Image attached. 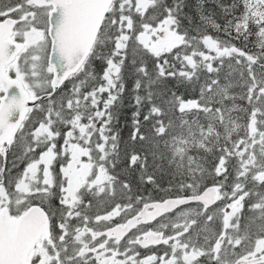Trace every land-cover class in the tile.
Instances as JSON below:
<instances>
[{"label": "trees", "instance_id": "16d2710c", "mask_svg": "<svg viewBox=\"0 0 264 264\" xmlns=\"http://www.w3.org/2000/svg\"><path fill=\"white\" fill-rule=\"evenodd\" d=\"M149 1L152 5L144 13L135 11L133 0L113 1L83 67L31 111L8 155L7 169L12 160H20L21 169L35 160L32 148L37 145L31 135L47 119L59 134L54 161L59 164L60 147L74 119L88 126L92 136L85 146L103 173L102 190L84 186L75 208L69 211L64 204L58 219L52 215L62 203L60 184L50 185L47 195L33 202L48 213L53 226H62L55 229L52 242L63 235L65 250L72 253L82 249L70 242L83 223L97 228L96 220L115 209L125 210L126 217L133 205L193 196L237 179L236 144L226 136L231 121L225 113L230 104L238 110L256 105L245 91L253 77H264V4ZM160 23L169 25V43L165 52L155 54L140 39ZM123 35L126 39L117 50ZM211 44L220 50L217 57L207 48ZM109 63L117 71L108 88H101ZM227 93L235 97L229 100ZM238 110L232 121H241Z\"/></svg>", "mask_w": 264, "mask_h": 264}, {"label": "rangeland", "instance_id": "374dc122", "mask_svg": "<svg viewBox=\"0 0 264 264\" xmlns=\"http://www.w3.org/2000/svg\"><path fill=\"white\" fill-rule=\"evenodd\" d=\"M257 1L264 4V0ZM133 5L135 11L144 13L152 5V2L149 0H133ZM0 14L8 15L19 21L16 29L17 36L19 41L22 42L21 44H26L24 53L17 60L14 69L17 70L18 76L24 80H37L41 77L43 81L37 85L33 83L32 85L35 84L36 88L32 86L31 91L32 94H35L36 91L38 94L45 93L51 79V69L47 65L50 48V42H47L46 37L47 10L36 9L33 7L31 0H0ZM129 24L128 22L127 25ZM168 29V24L160 23L155 30L146 32L147 34L145 33L141 37V43L152 53L165 52L169 43ZM125 39L126 37L123 35L117 40V50L120 49ZM207 48L213 52V57L220 54V50L215 44H211ZM116 71L115 64L109 63L103 75L105 87L102 86L101 88H108V84L111 83L112 76ZM245 93L249 99L253 97L257 100L256 105L252 106L251 109L243 106L238 110L234 104H230L225 113L231 121L226 136L231 143L236 144L234 158H236L235 166L239 172L235 170L234 172L237 179L230 180L226 186L222 185L224 195L221 196L220 205L214 211L202 213L200 209H196V206H189L183 208L178 214L176 213L174 217L161 220L154 226L155 230L173 227V231L177 234V237L169 244L170 255H163L155 261V264H230L240 257L241 250L245 254L251 248L250 253H253L254 248L253 245H250L251 241L249 239L257 236V231L253 232L252 230L255 226L247 224L246 230L240 232L241 216L246 213L243 202L246 195L242 193L241 177L246 176L244 178L246 181L250 178L259 181V171L255 170L250 173L248 167L246 168L244 165V160L247 154L254 153L249 158L251 164V160L256 159L255 151L259 149L256 144L260 137L256 135L258 128L254 127V122L256 116L264 112V106L261 104V100L264 99V77L260 75L253 77L252 85L247 88ZM226 96L229 100L235 97L229 95V93ZM186 108L191 107H183V109ZM237 110L242 115L240 122L238 117L232 121ZM244 119L246 121H243ZM74 122L62 141L59 164L54 162L57 158L55 149L59 134L54 132L53 122L46 119V121L43 120L37 124L31 135L33 142L37 145L32 148L37 154V158L27 162L23 169L20 168V160L11 161L7 169L8 182L4 184V190L7 192L4 199L6 203L13 204L15 207L26 208L25 206L42 200V197L48 193L47 187L60 184L59 196L62 203L58 204V208H55L56 214L52 215L53 218L58 219V209L63 208L64 204L69 211L75 208L77 194L84 186H86V189L102 190L105 180H103V173L95 167L90 151L85 146L89 143L92 135L88 133V126L83 124L80 119L75 118ZM247 132H250L248 136ZM97 150L101 153V144L97 145ZM102 155H99V157L101 158ZM241 166H243V173L240 171ZM13 170H16V172L13 173ZM9 177L11 178L10 181ZM252 186L254 187V184ZM124 211L117 209L110 215L98 218L96 220L97 228H89L86 223L76 227V233H74L70 244L83 246L82 249L73 253L65 250L63 235L61 234L56 244L53 242L40 244L39 250L36 251L38 260L43 259L49 263L54 262L53 264H56V262L74 264L75 260H79L87 264L89 262L88 254L83 249H85L86 244H90L89 237L98 228L114 219H120L125 215ZM54 229H62V226L54 225ZM188 230L189 234H187ZM223 236L226 238L225 240L220 239ZM166 238L168 240L170 236L167 234ZM241 239L243 240L241 241ZM131 241L132 239H128L127 243L129 244ZM241 242H246V244ZM228 245L229 247H227ZM91 249L93 250H91L92 254H89V257L95 261V264H144L143 260H139L132 254L129 256L125 250L114 253L110 250H98L95 246ZM58 250H65V252L62 253ZM146 264L151 263L147 262Z\"/></svg>", "mask_w": 264, "mask_h": 264}, {"label": "water", "instance_id": "95a60500", "mask_svg": "<svg viewBox=\"0 0 264 264\" xmlns=\"http://www.w3.org/2000/svg\"><path fill=\"white\" fill-rule=\"evenodd\" d=\"M32 3L38 8L50 7L47 15V37L50 41L47 63L52 71L50 93L30 98L19 81L3 76L4 66L10 64L23 49V44L11 39L16 21L4 20L0 23V80L4 92L0 100V146L5 144L3 166L29 110L56 94L83 66L113 0H32ZM218 197L219 188L210 186L195 196L146 204L135 217L104 234L119 241L136 225L151 223L190 204L211 207ZM49 236V217L40 206H30L14 218L9 217L8 209L0 210V264H45L43 259L30 263L28 257L39 239H49ZM162 237L161 233L147 234L141 245L159 244ZM234 264H264V254L257 258L239 259Z\"/></svg>", "mask_w": 264, "mask_h": 264}, {"label": "flooded vegetation", "instance_id": "af4514ba", "mask_svg": "<svg viewBox=\"0 0 264 264\" xmlns=\"http://www.w3.org/2000/svg\"><path fill=\"white\" fill-rule=\"evenodd\" d=\"M42 9L48 11V8H42ZM38 10H40V9H38ZM8 17H10V16L0 14V23L3 22L4 20H6ZM13 20H15V19H13ZM15 21H16V23H15V26L13 27L11 38L14 42L22 43L19 41L18 36H17V32H16L19 21H17V20H15ZM46 22H47V17H46ZM46 37H47V35H46ZM47 42H49L48 39H47ZM25 47H26V44L24 45V49H25ZM20 56H21V54H19L13 60V62L4 66L3 76L8 80L19 81L22 84V86L25 88L27 93L29 94V97L34 98L38 95V93L36 91L35 94H32L31 88H32V86H33V88H36V85L39 82H42L43 80L41 79V77L37 80H24L23 78H20L18 76L17 70L14 69V66H15V64H17V60L20 58ZM47 65H48V63H47ZM50 78H51V72H50ZM51 79L49 82V86L46 87V88H48V90H46L45 93H48V91H49ZM1 80H0V100L4 95V92H3V89L1 86ZM33 83H35L36 85L35 84L32 85ZM31 111L32 110H30L27 113V116H26L25 120L23 121V123L21 124L19 130L24 125V123L27 120L28 116L30 115ZM256 121H257V123H256ZM254 127L258 128L257 129L258 132L256 133V135L260 138H259V141L256 145L259 146V149H258V151H255L256 159L251 160V164H250L249 158L252 157V155L254 153L246 155L245 160H244V165L246 168L248 167V170L250 173L252 171H255V170L259 171V176H258L259 181L256 180L255 178L254 179L250 178V179H248V181H246L244 179V178H246V176L241 177V186H242V190H243L242 193H243V195H246V197L243 200L244 210L246 213L241 216L242 225L240 226V232H243L244 230H246L247 224H251V225L255 226V227H253L252 230H253V232L257 231V236L254 237L253 239H249L251 241L250 245L251 246L253 245V248H254L253 253L252 254L250 253V250H252L251 248H249L248 249L249 252H247V253L245 252V254L241 250L240 257L235 259L230 264H234L239 259L257 258V257H260L264 254V112H261V114L259 116H256L255 122H254ZM19 130H18V132H19ZM18 132L15 135L14 141L16 140ZM249 133L250 132H247V136ZM12 145H11V147H12ZM4 149H5V144L0 146V210H2L4 208L8 209L9 217L14 218V217H18L19 215H21L27 208L15 207L13 204H8L4 200L7 196V192L4 190V184L6 182H8L7 166H6V163H5V166H3V159H2V156H3L2 154H3ZM10 150H11V148H10ZM235 161H236V158H234V165H233L234 170L239 172L235 166ZM240 171L243 173V166H241ZM10 180H11V178L9 177V181ZM253 184H254V187L252 186ZM213 186H217L219 188L218 201L213 206L205 207L201 204L195 203L193 205H188L185 207L196 206V209H200L202 211V213H206L205 211H211V210L214 211V209L217 208L218 205H220L219 200H220L221 196L224 195V193L222 190V186H219V185H213ZM7 189L8 188L6 187V190ZM252 192H254L255 196L253 194H249ZM196 195H198V194H196ZM152 202H158V201H146L140 207H138V206L135 207L133 205V206H131V211H129V213L126 217L123 216L120 219H114V222L112 220L111 222L105 224L101 228H98V230L92 234L93 239H91L90 244H86L85 249H83V250L87 251L88 259L90 260L89 256L92 254L91 250H93V249H91V248L93 246H95L98 250H110L111 252H114V253H116L118 251L125 250L129 256H131V254H132V255H135L139 260H143L144 264H146L147 262H150L151 264H155L156 263L155 261L158 260L159 258H161L163 255H168V254L170 255V250H168L170 247L169 244L172 242L173 239H175L177 237V234L173 231V227H171V228L166 227L165 229H159V230H162V231H159L157 229L155 230L154 226L156 224H158L161 220H165L167 218L174 217V215H176V213L178 214V212L181 211L185 207L176 209L171 213L160 216L151 223L139 224V225L134 226L129 231V233H127L119 241L104 234L105 231H107L113 227H116L118 225L124 224L128 219L135 217L139 213V211L143 208L144 205H146L147 203H152ZM25 207H28V206H25ZM116 210L117 209H115L114 212ZM54 231H55L54 226L50 225V236L52 233H54ZM235 231H236V233H238L237 230H235ZM150 233H155V234L161 233L163 235L161 242L159 244H154V245H145V246L141 245V242H145L143 239L144 236L147 234H150ZM167 234L170 236V238H169L170 240L169 239L167 240V238H168V237L166 238ZM187 234H189V230H188ZM128 239H132V241L129 242V244L127 243ZM220 239L225 240L226 238L223 236ZM242 240L243 239H241V241ZM49 241H50V238H49ZM167 241H168V243H167ZM244 241H246V240H244ZM97 242H99V244L96 245ZM44 243H50V242H47L44 239H41L36 244L35 248L30 253V261L31 262L33 261V263H37L39 261L38 257H37L38 254L36 253V251L39 250L40 244H44ZM247 243H249V242L247 241ZM242 244H246V242H243ZM167 246H168V248H167ZM227 247H229V245ZM102 253H104V252L102 251ZM45 263L46 264H53L54 262L49 263L45 260ZM56 264H61V263L56 262Z\"/></svg>", "mask_w": 264, "mask_h": 264}]
</instances>
